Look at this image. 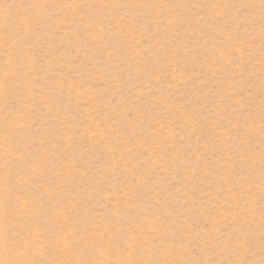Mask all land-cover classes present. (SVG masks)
<instances>
[{"label":"rangeland","instance_id":"374dc122","mask_svg":"<svg viewBox=\"0 0 264 264\" xmlns=\"http://www.w3.org/2000/svg\"><path fill=\"white\" fill-rule=\"evenodd\" d=\"M0 264H264V0H0Z\"/></svg>","mask_w":264,"mask_h":264}]
</instances>
